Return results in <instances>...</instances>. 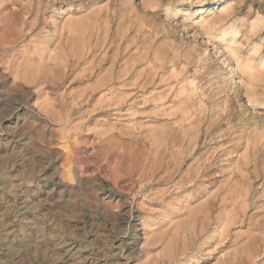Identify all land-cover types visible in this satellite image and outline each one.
Returning a JSON list of instances; mask_svg holds the SVG:
<instances>
[{
  "label": "rangeland",
  "instance_id": "374dc122",
  "mask_svg": "<svg viewBox=\"0 0 264 264\" xmlns=\"http://www.w3.org/2000/svg\"><path fill=\"white\" fill-rule=\"evenodd\" d=\"M7 1L18 25L0 26V264H241L249 229L264 264V0H52L36 27L14 22L26 0ZM70 21L79 32L60 38ZM112 63L142 87L105 119L92 109L110 95L85 98ZM140 124L170 152L199 144L194 166L214 151L205 187L178 189L186 162L167 182L169 157H134ZM232 170L224 213L242 222L221 243L222 223L201 226Z\"/></svg>",
  "mask_w": 264,
  "mask_h": 264
},
{
  "label": "bare ground",
  "instance_id": "6f19581e",
  "mask_svg": "<svg viewBox=\"0 0 264 264\" xmlns=\"http://www.w3.org/2000/svg\"><path fill=\"white\" fill-rule=\"evenodd\" d=\"M16 1V0H15ZM33 1V0H32ZM52 0H37L36 1V3H32L31 2V0H26V2H24V3H21L20 5H19V13H21L22 15H24L25 17H26V15H28V14H30L31 15V17H32V15H33V20L30 22V23H28V21L26 20V19H24L25 17H23L22 18V15H20V14H18V16L20 15L21 16V18H18V16H16L15 14H14V17H15V19H14V22L16 23H18V21H19V24L20 25H22V26H32V27H36V25H38V21L39 20H41V17H42V15H41V12H42V10H43V8L45 7V3L44 2H46L47 4L49 3V2H51ZM7 0H0V26L1 27H6V26H8V27H10V30H11V28H13V27H15L16 25H18V24H16L15 26H11V21L10 20H12V17H13V15H11V13H10V15H9V13L8 14H6V12L7 11H9V10H7L5 13H4V11L6 10V9H8L7 8ZM44 3V4H43ZM67 3V2H66ZM12 4V3H11ZM51 4V3H50ZM50 7V6H49ZM48 7V8H49ZM12 8V7H11ZM45 12V11H44ZM46 13V12H45ZM12 16V17H11ZM19 16V17H20ZM74 22L75 21H70L69 22V25H63L62 27H61V29H60V32H59V35H60V38H62V36L64 37L65 36V34H67V36H65L64 37V39L66 38V39H68L69 37L68 36H70L71 34H75V32H79V29L78 28H76V27H74L73 26V24H74ZM80 22V21H79ZM28 24V25H27ZM13 25V24H12ZM39 26H40V24H39ZM59 26V25H58ZM0 27V28H1ZM18 28V27H17ZM38 28V27H37ZM7 29V28H6ZM15 29H16V27L13 29L14 30V32H15ZM19 29H20V27H19ZM23 29H25V31L28 29H26V28H23ZM22 29V30H23ZM36 29V28H35ZM17 30V29H16ZM21 30V31H22ZM1 31V30H0ZM7 31V30H6ZM5 31V32H6ZM12 31V30H11ZM19 31V30H18ZM21 31H19V33H22ZM58 31V30H57ZM2 32V31H1ZM5 32H3V34L5 33ZM18 33V32H17ZM18 33V34H19ZM30 33V32H29ZM7 34V33H6ZM16 34V33H15ZM70 34V35H69ZM2 35V34H1ZM17 35V34H16ZM26 35V34H25ZM28 35V34H27ZM21 36V35H20ZM23 36V35H22ZM1 37V36H0ZM3 37V36H2ZM68 37V38H67ZM4 38V37H3ZM9 38H11V37H9ZM14 38V37H13ZM21 38V37H20ZM19 38V39H20ZM25 38V37H24ZM0 39H2V38H0ZM53 39V38H52ZM60 40V39H59ZM62 40V39H61ZM15 41H18L17 39H15ZM8 43L9 44V46H10V43L12 42H10L9 43V40H7V41H5V43ZM30 42V41H29ZM37 42V41H36ZM3 43V42H2ZM1 43V44H2ZM6 43V44H7ZM34 44H36V43H34ZM40 44V43H39ZM11 45H13L12 43H11ZM25 47V46H24ZM10 48V47H9ZM36 49V48H35ZM39 49V48H38ZM20 51V50H19ZM90 51V50H89ZM27 52V51H26ZM25 52V53H26ZM50 52V51H49ZM84 52V51H83ZM92 53V52H91ZM37 57V56H36ZM216 57V56H215ZM23 58V57H22ZM64 58H66L65 56H64ZM218 58V57H217ZM220 59V58H219ZM220 61V60H219ZM6 63V62H5ZM40 63V62H39ZM59 63V62H58ZM68 63V62H67ZM22 64V63H21ZM35 65V64H34ZM64 65H65V63H64ZM111 65V67H108L106 70H104V77L103 78H101L100 79V81H98V82H96L97 80H98V78L96 79V84H95V86L92 88V92L90 93V95H88V96H86V100H85V102L86 103H91V101L92 100H94V97L96 98V96L99 94V93H101V91L102 90H104V91H106L107 93H108V96L110 95V97H101L102 99H101V101H99V102H101V103H99L100 104V106H95V107H93V109H92V113L94 114V116H96V117H99V116H102L103 118H105V119H110L111 117L113 118L114 116H117L118 117V115L120 114V113H117V115L116 114H114L113 115V113L112 114H110L111 112H114L115 110H114V108H122V106H124L125 104H123V102L125 103V101H123V99H125V95L126 94H128V93H124V92H127V90L125 89L126 88V86H128V85H133L131 82H128V81H126V78H124L126 75L125 74H120V75H118V76H113V71L111 70V68H112V66H113V63L112 64H110ZM91 68V67H90ZM134 69V68H133ZM34 70V69H33ZM30 71V70H29ZM126 71H128V70H126ZM84 72V71H83ZM135 72V71H134ZM134 72H132V73H134ZM246 72H247V70H246ZM32 73V72H31ZM43 73V72H42ZM136 75V74H135ZM254 75V74H253ZM58 76V75H57ZM131 76V75H130ZM250 76V75H249ZM141 77V76H140ZM130 78V77H129ZM137 78H139L138 76H137ZM135 80V79H134ZM138 84V83H137ZM137 84H134V85H136V88H139L140 89V87H142V86H140V85H137ZM94 85V84H93ZM116 85H119L120 86V88H119V86H118V88H117V90H116ZM133 85V86H134ZM91 87V86H90ZM132 87V86H131ZM128 88H130L129 86H128ZM127 88V89H128ZM118 92V94H116ZM131 93V92H130ZM87 95V94H86ZM101 96V95H100ZM103 96V95H102ZM128 96V95H127ZM111 97L113 98H116V100L115 101H113L112 102V99H111ZM131 98V97H130ZM133 98V97H132ZM131 98V99H132ZM98 99V98H97ZM146 100V99H145ZM130 101V100H129ZM95 102V101H94ZM98 102V101H97ZM127 102H128V100H127ZM135 103V102H134ZM251 103V102H250ZM96 105V104H95ZM124 108V107H123ZM114 110V111H113ZM119 110V109H118ZM118 112V111H117ZM123 112V111H122ZM128 112V111H127ZM141 112V111H140ZM139 112V113H140ZM143 112V111H142ZM132 113H134V112H132ZM138 113V112H137ZM145 113V112H144ZM122 116H123V114H121ZM124 116H126V115H124ZM108 117H110V118H108ZM116 118V117H115ZM119 118H121V117H119ZM139 118V117H138ZM137 118V119H138ZM147 118V117H146ZM100 119H101V117H100ZM98 120V119H97ZM116 120V119H115ZM156 120V119H155ZM160 120V119H159ZM174 120V119H173ZM114 121V120H113ZM112 121V122H113ZM117 121V120H116ZM127 122H128V120H127ZM178 122V121H177ZM119 123V122H118ZM174 123H176V122H174ZM181 123V122H180ZM130 124V123H129ZM148 124V123H147ZM157 124V123H156ZM132 125V124H131ZM138 125V124H137ZM110 126V125H109ZM114 126V125H113ZM168 127H170V126H168ZM176 127V126H175ZM183 127V126H182ZM186 127V126H185ZM113 128V127H112ZM142 128H144V130H141ZM184 128V127H183ZM129 129H130V127H129ZM134 129H137V131H138V133H136L135 135L134 134H132V132H131V134L130 135H128L129 136V139H128V141L130 142V144H128V145H130L131 146V150L133 151L132 153L134 154V157L136 156H138V158L139 157H144V156H146V154L148 155V156H152V155H154L155 157H157V162L159 161L158 159H161V161L160 162H162L163 160H167V158L166 157H169V159H168V161L169 162H166V178H167V182H168V180L170 181V180H172V177H173V174L175 173V172H177L178 171V169H179V167H181V165L182 164H184L185 162H186V164H185V169L184 170H181V172H180V174L181 175H179V176H181V179L183 180V181H181V183L179 182V183H175V184H177V187H178V189H184V187L185 188H187L188 187V185L189 186H191V187H194V186H196V182H198V181H200L201 183V186H204V184H203V182H202V177L204 178L205 176H206V169H209L210 167H212L213 166V155L212 154H214V151L211 153V154H209V155H207V156H205V154L204 153H202V154H200V157H199V159H197L196 160V164H195V166H194V164L193 163H190L191 161V159L194 157V155L195 154H197L199 151H197V150H199V149H201L202 147L199 145V144H197L195 141H192V140H189L188 139V142H186V143H184V144H186V146H187V148H190L188 151H183V148H181V150H179L178 152H170L169 150H167V147H168V143H167V141H166V137H164V135H163V137H162V132H158V131H156V129L155 128H153V127H148L147 128V125L145 126V124L144 125H142V124H140L137 128H136V126H135V128ZM173 128L171 127V128H169V130L170 131H172L173 132V130H172ZM177 129V128H176ZM182 129V128H181ZM130 130H133V129H130ZM153 130L156 132L155 133V135H153L152 133H153ZM207 130H208V137L210 138V140H209V142H211L212 141V139H214V136H212V131H213V125L212 124H209L208 125V128H207ZM126 131V130H125ZM178 131V130H177ZM128 132V131H127ZM181 132V131H180ZM185 132V131H184ZM130 133V132H129ZM201 133V132H200ZM119 134V133H118ZM194 134V133H193ZM127 135V134H126ZM190 135V134H189ZM200 136V135H199ZM196 137H198V136H196ZM219 139H220V137H218ZM222 138V137H221ZM200 139V138H199ZM126 140V139H125ZM135 140H137V141H135ZM181 140V139H180ZM224 140V139H223ZM165 141V142H164ZM177 141V140H176ZM182 142H183V140H181ZM259 141V140H258ZM117 142V141H116ZM129 142H127V143H129ZM169 142V141H168ZM174 142V141H173ZM167 143V144H166ZM196 143L197 145H195L194 146V144ZM118 144V143H117ZM225 144V143H224ZM182 145V144H181ZM219 145V144H218ZM222 145V144H221ZM130 146L128 147V146H126V149H127V147H128V150H129V148H130ZM229 146V145H228ZM263 146V145H262ZM222 147V146H221ZM224 147H225V145H224ZM172 149V148H171ZM210 149H213V148H210ZM131 150H129L130 152H131ZM173 150V149H172ZM218 150V149H217ZM217 150L215 151V152H217ZM128 151V152H129ZM223 152L225 153V151L223 150ZM132 153H130V154H132ZM167 153H169V155L167 154ZM133 154L132 155H130V156H133ZM150 154V155H149ZM216 155V154H215ZM226 155H227V153H226ZM153 157V156H152ZM152 157H151V159H152ZM206 157V158H205ZM130 158V157H129ZM146 158V157H145ZM150 158V157H149ZM132 159V158H131ZM136 160V159H135ZM140 160V159H139ZM143 160V159H142ZM153 160V159H152ZM230 160V159H229ZM151 161V160H150ZM150 161L148 162V163H150ZM155 161H156V159H155ZM190 161V162H189ZM225 161V160H224ZM133 162V161H132ZM156 162V163H157ZM189 162V163H188ZM197 162H199V164H197ZM227 162H230V161H227ZM134 163V162H133ZM163 163V162H162ZM226 163V162H225ZM146 164V163H145ZM231 164H233V163H230V165ZM133 165V164H132ZM152 165V168L154 169V170H156V164L154 165V164H151ZM150 165V166H151ZM134 166V165H133ZM136 166V165H135ZM140 166H141V164H140ZM146 166H147V164H146ZM158 166H159V163H158ZM172 166V167H171ZM183 166V165H182ZM228 167H229V164H228ZM147 168H149V166L147 167ZM158 168V167H157ZM160 168H162V167H160ZM172 168V169H171ZM184 168V167H183ZM165 169V168H164ZM171 169V171H169V172H172V174L171 173H169L168 172V170H170ZM182 169V168H181ZM160 170V169H159ZM208 171V170H207ZM234 171H236V169L234 170ZM233 170L232 171H230V172H228V175H227V177L224 179V184H223V182H222V184H223V186H221V187H219L218 189H217V191L216 192H214V191H210L209 190V192L207 193V199H206V204H207V206H208V208H207V210H206V217H203V219H204V221L206 222V223H202V228H205L206 227V229H208V228H210L212 225H213V223H217V224H220V223H222L221 224V226L222 227H219V229H218V237L220 238V242L221 243H223L225 240H227V235H228V232H229V228L232 226V224H233V222H238V221H241L242 222V220L240 219H238V221H236V219L234 218L235 216H232V215H229V214H227V213H224V211H225V209L227 208V206H228V201H227V195L229 194V192H230V189L231 188H229L228 190H225V187H226V185H229L230 184V182L233 180V178L236 176L235 175V172H234ZM209 172V171H208ZM221 173V172H220ZM160 174V173H159ZM162 174V173H161ZM243 174V173H242ZM148 177V176H147ZM194 179H196V180H194ZM151 180V179H150ZM208 181H209V183L207 184L206 182V184L211 188V187H213L214 186V182H215V180H213L212 179V177L209 175V177H208ZM142 182V181H141ZM170 183V182H169ZM174 183V182H173ZM229 186H231V185H229ZM43 187V186H42ZM205 187V186H204ZM45 188V187H44ZM228 188V187H227ZM43 189V188H42ZM206 189V188H205ZM44 190V189H43ZM59 191V190H58ZM51 195V194H50ZM173 196V195H172ZM229 199H230V197H229ZM198 200V199H197ZM244 201V200H243ZM186 202V201H185ZM232 204V203H231ZM231 204H229V205H231ZM184 207V206H183ZM150 208V207H149ZM190 208V207H189ZM228 208H230V207H228ZM217 209H219L218 211H220V212H218V213H216L215 214V211L217 210ZM196 210V209H195ZM194 210V211H195ZM235 211V210H234ZM169 212V211H168ZM196 212H198V209L195 211V212H192V215L193 214H197ZM235 212H237V211H235ZM185 213V212H184ZM199 213V212H198ZM200 214V213H199ZM243 215H244V213H242ZM191 216V215H190ZM193 217V222H191V224L193 223V225H195L194 226V230H196L195 229V227H196V223L195 222H197V220H196V216L195 215H193L192 216ZM197 218H198V215H197ZM205 218H206V220H205ZM238 218V217H237ZM192 219V218H191ZM199 219H201V218H199ZM192 221V220H191ZM195 221V222H194ZM203 221V220H202ZM203 221V222H204ZM190 222V221H189ZM200 222V221H199ZM198 222V223H199ZM240 222V223H241ZM239 223V222H238ZM176 224V223H175ZM200 224V223H199ZM190 225V224H189ZM193 225L191 226V227H193ZM200 226V225H199ZM198 226V227H199ZM252 226V225H251ZM173 227V226H172ZM188 227V226H187ZM200 227V228H201ZM215 227V226H214ZM136 228V227H135ZM190 228V227H189ZM221 228V229H220ZM199 229V228H198ZM197 229V230H198ZM187 230V229H186ZM192 230H193V228H192ZM191 229H190V231H192ZM193 230V231H194ZM204 231V230H203ZM216 231V230H215ZM233 231V230H232ZM152 232V231H151ZM198 233V231H194L193 233ZM201 232V231H200ZM147 233V232H146ZM186 233V232H185ZM188 233V232H187ZM196 233H195V235H196ZM160 235V234H159ZM217 237V236H216ZM135 238V237H134ZM218 238V239H219ZM238 238V237H237ZM137 239V238H136ZM245 240H246V242H244L243 244H240V246H238L237 248H234V250H235V261L236 262H238V263H241V264H249L250 262H252V264H258V262L257 263H255L254 261H253V259H255L256 257H259L260 256V253L261 252H259V251H257V250H253L254 249V247H247V244L248 243H250L251 244V242L252 241H254L255 239H254V235H253V232H252V230H250L249 229V231L248 232H246V235H245ZM134 242V241H133ZM166 242V241H165ZM226 244V243H225ZM156 246V245H155ZM234 245H232V247H233ZM235 246H236V244H235ZM231 247V248H232ZM228 248V247H227ZM263 252L264 251H262V254H263ZM62 253H63V251H62ZM260 261V260H259ZM233 260L232 261H229L227 264H233Z\"/></svg>",
  "mask_w": 264,
  "mask_h": 264
}]
</instances>
